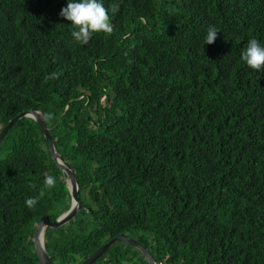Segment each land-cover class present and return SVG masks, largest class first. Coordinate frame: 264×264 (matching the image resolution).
<instances>
[{"label": "trees", "instance_id": "16d2710c", "mask_svg": "<svg viewBox=\"0 0 264 264\" xmlns=\"http://www.w3.org/2000/svg\"><path fill=\"white\" fill-rule=\"evenodd\" d=\"M102 2L114 31L81 45L67 0H0V128L41 109L83 204L44 229L48 259L79 264L123 233L157 264H264V69L240 59L264 45V0ZM46 147L28 117L0 140V264H39L38 218L69 206ZM91 264L147 262L117 241Z\"/></svg>", "mask_w": 264, "mask_h": 264}, {"label": "clouds", "instance_id": "9594fccd", "mask_svg": "<svg viewBox=\"0 0 264 264\" xmlns=\"http://www.w3.org/2000/svg\"><path fill=\"white\" fill-rule=\"evenodd\" d=\"M119 7V3H113L111 12H118ZM59 16L71 24V35L74 41L81 45H87L94 34L111 35L114 31L109 10L104 6L102 0H67L66 6L61 8ZM218 33L219 30L215 26H209L204 44H213ZM240 59L254 71L264 69V45H261L256 38H251L242 51ZM94 67L98 68V65ZM55 78H57L56 73L45 77L46 80ZM43 185L46 189L54 188L56 177L45 176ZM40 195L42 196L43 192ZM39 199L40 196L28 198L25 204L30 209L34 208Z\"/></svg>", "mask_w": 264, "mask_h": 264}, {"label": "water", "instance_id": "95a60500", "mask_svg": "<svg viewBox=\"0 0 264 264\" xmlns=\"http://www.w3.org/2000/svg\"><path fill=\"white\" fill-rule=\"evenodd\" d=\"M23 117H28L32 119L36 125L38 126L39 130L41 131L42 137L47 142V151L50 156V159L55 164L56 168L59 169L62 174L65 176L66 182V189L69 194V206L68 208L56 216L53 220H49L46 215H42L38 218L32 233V243L33 248L38 259L39 264H52L47 257L43 246V231L46 227H59L69 220H71L79 210L83 208L82 202L79 200L77 193H78V185L76 182V178L74 172L72 171L69 164L62 159L60 154L55 150L52 140L49 137V130L50 128L47 127L42 118V110L37 109H29L23 112L18 113L17 115L13 116L11 119L7 121L5 125L0 128V140L6 131L14 124L17 120ZM120 241L126 243L127 245L136 249L146 260L147 264H157L150 252L147 248H145L142 244L136 241L134 238L126 235V234H118L103 244H101L98 248H96L92 253H90L85 259H83L79 264H91L97 258H99L113 243Z\"/></svg>", "mask_w": 264, "mask_h": 264}, {"label": "rangeland", "instance_id": "374dc122", "mask_svg": "<svg viewBox=\"0 0 264 264\" xmlns=\"http://www.w3.org/2000/svg\"><path fill=\"white\" fill-rule=\"evenodd\" d=\"M102 100V99H101ZM2 156V151L0 150V157ZM81 197H82V199L85 201V202H88V203H90L88 200H87V196H86V190L85 189H83L82 191H81Z\"/></svg>", "mask_w": 264, "mask_h": 264}, {"label": "bare ground", "instance_id": "6f19581e", "mask_svg": "<svg viewBox=\"0 0 264 264\" xmlns=\"http://www.w3.org/2000/svg\"><path fill=\"white\" fill-rule=\"evenodd\" d=\"M50 230V229H49Z\"/></svg>", "mask_w": 264, "mask_h": 264}]
</instances>
